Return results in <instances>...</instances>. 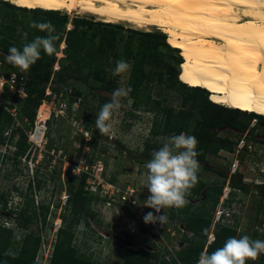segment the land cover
I'll list each match as a JSON object with an SVG mask.
<instances>
[{"label": "rangeland", "instance_id": "obj_1", "mask_svg": "<svg viewBox=\"0 0 264 264\" xmlns=\"http://www.w3.org/2000/svg\"><path fill=\"white\" fill-rule=\"evenodd\" d=\"M2 1L11 3L9 0ZM58 12L68 16L67 27L69 24L71 27V20L76 16L105 22L87 13L75 11L69 13L60 10ZM33 15L31 11L17 8L7 11L0 6V38L6 22L15 26V36L26 33L27 28H30ZM111 24H119L136 31L165 33L157 26L145 30L122 23ZM120 33L123 38L117 41V48L121 52L128 47L131 56L122 58L131 64L132 70V56L136 54L137 49H140L147 37L125 29ZM167 36L166 34L169 40ZM63 45H65L64 42H61L60 51L56 54L58 58L64 56L61 52ZM157 51L161 58L174 54L173 50L164 47H158ZM180 55L183 57L181 50ZM109 61L110 63L105 67L106 77L112 84L117 83L118 88H130L128 82L131 71L120 76H113L115 65L112 59ZM55 66L56 64L54 70ZM151 67L149 62L145 64V70ZM3 68L4 64H1L0 73L4 72ZM86 73V68L77 71L75 66H72L69 69V74L77 78L84 77ZM89 81L97 87L93 89L96 94L91 96L86 92L82 93L84 101L78 103L73 118L71 108L67 116H53L47 124V131L40 149H33L26 141L28 148L25 154L20 157L19 163H14L11 155L18 133L12 140H9L5 154L8 158L0 157V223L16 229L7 211L22 207L25 199L29 201L33 199L36 207H39L41 203L46 215L43 217V212H40L38 219L30 224L29 231L40 235L41 246L37 253V260L41 264H47L57 230L62 225L60 215L65 212L68 191L71 187H78L81 181V174L76 168L83 166L87 171L83 185L85 211L74 229L73 241L81 255L98 264H121L127 248L143 247L148 252H159L161 257L174 256L178 264H183L176 251L186 245L183 241L184 230L179 222L176 223L178 231L172 230L174 223L168 220L169 209L156 214L153 209L133 203L137 197L142 203L149 196L142 181L146 173L144 165L151 158L152 152L159 149L168 137L175 135H160L152 131V127L158 128L155 123L158 124L160 121L155 101L158 98L156 93L161 91L162 86L145 89L136 98L129 95L123 98L120 109L109 121L111 133L109 135L99 133L98 142L94 146H89L88 141L91 140V136L84 133L85 123L90 119H96L97 115L91 113L90 105L102 106L112 97V93L98 89L99 82ZM173 92L171 90L164 95L167 99L166 104L178 107L179 99L173 96ZM9 100L10 97L4 98L6 103H9ZM240 116L248 120L242 114ZM254 124L253 119L249 122L251 128L247 131L251 139V150L243 148L238 151L234 146L231 151L220 150L215 156L207 155L205 162L207 168L200 164L198 172L210 186L214 183H221L219 172L226 173L228 177L231 174L241 176L242 182L249 185V192L243 193L233 189L227 177L223 188L227 185L230 187L232 201L229 208L232 211L231 214L225 216V212H228V205L223 204L224 198L221 193L216 210L219 209L225 213V217L219 221L225 224L229 222L228 224L236 229L237 238L248 235L253 240H264V196L253 188L256 184L264 183V132L253 126ZM95 128L94 122L91 129ZM219 135H224V133L219 132ZM231 137L235 136L231 135ZM90 159L93 161L92 164H88ZM235 163H237V168L232 173L231 169ZM36 181L41 184L39 189L36 188ZM29 182L32 185L31 190L28 189ZM3 200L7 201L6 208L3 207ZM197 200L192 199L191 201ZM163 211L167 216L166 223L162 225L159 222L144 223L143 217L146 213L153 212L156 215H162ZM214 215L211 230L217 222H215ZM19 234L22 235L21 232ZM262 255L264 254L260 256ZM259 259L248 261V264H260Z\"/></svg>", "mask_w": 264, "mask_h": 264}, {"label": "trees", "instance_id": "obj_2", "mask_svg": "<svg viewBox=\"0 0 264 264\" xmlns=\"http://www.w3.org/2000/svg\"><path fill=\"white\" fill-rule=\"evenodd\" d=\"M0 6L7 11L16 8L31 11L34 13L32 21H50L60 35V39L56 41L57 51L54 55L48 56L42 52V59L32 65L27 72H21L6 62L5 57L8 54V49L11 46L22 48L24 43L31 42L36 36L46 34L30 27L27 28V39L25 40V33L15 36V26L9 22L4 23L0 38V62L4 64L3 74L16 71L18 80L24 74L23 86L26 96L18 102L19 115L26 117L31 124L34 122L37 107L45 97L47 86L53 92L71 90L69 100L72 102L78 99V103L84 101L83 92L91 96L96 94L94 90L97 87L89 80L99 82L98 89L110 93L119 87L117 83L112 84L110 79L106 77L105 67L110 63V59L115 65L120 57L131 56L128 47L121 52L117 48V41L123 38L120 31L125 29L131 33H139L147 37L140 49H137L136 54L132 56L133 68L128 82L131 89L129 96L136 98L145 89H155L162 86L161 91L156 93L158 98L155 102L160 121L158 124L155 123L158 125L157 129L152 127L154 133L160 135L186 133L195 136L198 140L197 151L199 155L197 159L204 168H207L206 156H215L220 150L231 151L236 145L237 139L244 132L250 130L249 122L251 120H255L253 126L264 132V115L223 106L214 102L213 92L208 89L187 85L183 80L186 58L181 51L185 59L183 62V57L180 55L181 49L172 47L170 38L168 40L163 32L136 31L124 28L119 24L93 21V19L78 16L72 18L71 27L68 29L66 26L68 16L59 13L58 10L28 9L2 0H0ZM61 42L65 44L61 49L64 56L58 58L56 54L60 51ZM158 47L169 48L174 51V54L167 58H161L157 51ZM148 62L152 65V69L145 70V64ZM181 62L184 63L182 70L180 68ZM55 64L58 65V68L54 70ZM72 66H75L77 71L86 68L87 73L82 78L74 77L69 74V69ZM171 90L174 91L173 96H177L179 99L178 107L166 104L167 99L164 95ZM5 97H8L7 94L3 95V98ZM11 99L13 100L10 97ZM100 107V105L97 107L90 105L91 113L97 114ZM241 114L248 120H244L240 116ZM94 122L95 119H90L85 123V127L91 136V140L88 141L89 146H94L99 140V131L96 128L91 129ZM5 132H8L7 136L4 135ZM219 132H223L224 135H219ZM16 133H18V138L11 159L14 163H19L20 157L25 154L28 148L27 136L21 127L15 126L10 113L0 107V142H4L7 138L12 140ZM231 135L235 136V139ZM0 157L8 158V155L0 154ZM92 162L91 159L88 160V164H92ZM219 174L221 175V183H214L210 186L198 172L199 182L191 189V194L187 197L189 203L183 208H169L168 210V220L174 223L172 230L178 231L176 226L178 222L184 230L183 241L186 245L176 251L183 264H197L202 251L206 250L211 253L222 247L228 238L237 236L236 229L222 221L214 223L211 230L212 218L222 193L223 184L228 177L226 173L219 172ZM228 178L229 185L233 189L243 193L249 192L250 187L242 182L241 176L231 174ZM85 179L86 174H81L79 186L71 187L68 191L65 212L60 215L62 225L57 230L47 264H98L81 255L73 243L74 229L85 211V192L83 190ZM40 187V182L36 181V188L39 189ZM253 188L264 196V183L256 184ZM28 189H32L31 182L28 184ZM192 199L198 200L191 201ZM231 201L230 194L223 204L229 207ZM6 202L3 200L4 208H6ZM23 204L20 208L16 207L7 211L16 229L0 223V264H41L37 260L41 238L39 234L29 231V228L30 224L38 219L40 212H43V217H45L44 206L40 203L39 207H36L33 199L30 201L25 199ZM17 229L23 230L21 240L15 238L14 234ZM210 233L213 234L214 239L207 243ZM9 251L16 253L15 258L6 254ZM259 262L264 264V255L260 256ZM121 264L178 263L174 256L166 258L161 257L157 251L148 252L143 247L136 249L129 247Z\"/></svg>", "mask_w": 264, "mask_h": 264}, {"label": "bare ground", "instance_id": "obj_3", "mask_svg": "<svg viewBox=\"0 0 264 264\" xmlns=\"http://www.w3.org/2000/svg\"><path fill=\"white\" fill-rule=\"evenodd\" d=\"M9 1L137 29L162 28L186 58L187 85L213 92L218 104L264 115V0Z\"/></svg>", "mask_w": 264, "mask_h": 264}, {"label": "clouds", "instance_id": "obj_4", "mask_svg": "<svg viewBox=\"0 0 264 264\" xmlns=\"http://www.w3.org/2000/svg\"><path fill=\"white\" fill-rule=\"evenodd\" d=\"M30 27L45 33L44 36H36L31 42L23 44L22 48L11 46L5 57L7 63L21 72H27L32 65L42 59V52L48 56L56 53V41L60 35L56 32L55 26L50 21H32ZM27 39V33L24 34ZM131 64L123 58L115 62L113 76H120L130 73ZM131 92L130 88H117L113 90L110 101L100 107L96 115L95 127L101 135H109L111 126L109 121L115 112L121 107V100ZM198 140L193 135L180 133L168 137L162 146L154 150L151 158L146 162L145 179L142 181L149 196L142 203L137 197L133 203L142 207L153 209L156 214L164 209L185 207L189 201L187 197L191 194L198 181L200 162L197 159ZM148 212L144 215L145 224L159 222L161 225L167 222L164 214L156 215ZM23 230L18 229L15 238L21 240L19 234ZM15 258L16 253H6ZM264 254V240H253L248 235L239 238H228L222 247L209 253L202 251L198 257L197 264H248V261H256Z\"/></svg>", "mask_w": 264, "mask_h": 264}, {"label": "built area", "instance_id": "obj_5", "mask_svg": "<svg viewBox=\"0 0 264 264\" xmlns=\"http://www.w3.org/2000/svg\"><path fill=\"white\" fill-rule=\"evenodd\" d=\"M70 28V24L67 27ZM65 45L62 46V48ZM2 63L0 62V65ZM58 68L56 64L55 69ZM24 75V74H23ZM23 75L20 76L18 80V74L16 71H10L8 74L4 75L0 73V107L6 109L10 115L13 117L15 126H19L23 129L24 133L27 136V143L33 149L41 148V142L45 136L47 131V124L49 120L55 116H67L70 108H71V117L73 118L76 114L77 105L79 100L70 101L69 95L71 94V90L67 91H59L53 92L49 86L45 88V97L41 101L40 105L36 109L35 119L33 124H31L26 117H20L19 115V105L22 99L25 98L26 93L24 91L23 86ZM7 94L8 97L13 98L9 101V103L4 101L3 95ZM68 98V100H67ZM72 105H70L71 103ZM72 106V107H71ZM53 119V118H52ZM85 135L89 134V131L85 129ZM5 136L8 135V132L4 133ZM90 135V134H89ZM250 136L248 135L247 131L244 132L238 139L236 143L237 150L248 149L251 150ZM8 138L4 142H0V154H6L7 147L9 146ZM3 148V149H2ZM15 149V147H14ZM27 156V155H26ZM25 156V157H26ZM237 163L233 164L232 166V173L236 171ZM77 172L79 174L87 173L83 166L77 167ZM231 194L230 187L227 185L222 190V196L224 200L228 199ZM228 212L222 213L219 209L216 210L214 218L215 222L223 219V217L231 214L232 209L229 207L227 208ZM225 215V216H224ZM229 223V222H228ZM214 237L213 234L210 233L207 238V242L213 241Z\"/></svg>", "mask_w": 264, "mask_h": 264}]
</instances>
